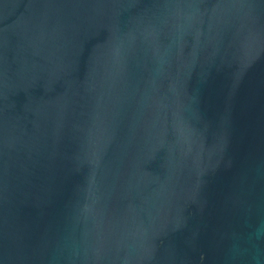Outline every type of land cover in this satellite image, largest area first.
I'll use <instances>...</instances> for the list:
<instances>
[{"label": "water", "instance_id": "water-1", "mask_svg": "<svg viewBox=\"0 0 264 264\" xmlns=\"http://www.w3.org/2000/svg\"><path fill=\"white\" fill-rule=\"evenodd\" d=\"M0 264H264V0H0Z\"/></svg>", "mask_w": 264, "mask_h": 264}]
</instances>
